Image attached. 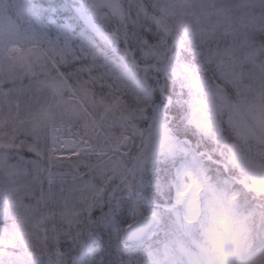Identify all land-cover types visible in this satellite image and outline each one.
I'll return each instance as SVG.
<instances>
[{
    "label": "snow or ice",
    "instance_id": "6c2138e0",
    "mask_svg": "<svg viewBox=\"0 0 264 264\" xmlns=\"http://www.w3.org/2000/svg\"><path fill=\"white\" fill-rule=\"evenodd\" d=\"M74 248L264 264V0H0V264Z\"/></svg>",
    "mask_w": 264,
    "mask_h": 264
},
{
    "label": "rangeland",
    "instance_id": "374dc122",
    "mask_svg": "<svg viewBox=\"0 0 264 264\" xmlns=\"http://www.w3.org/2000/svg\"><path fill=\"white\" fill-rule=\"evenodd\" d=\"M194 238L195 240L197 241H200L201 243L203 242V235L197 230L195 233H194ZM165 239V236H164V233L161 232L157 237H154L151 241H150V244L154 242L155 246L157 247V249L161 248V245H162V242L163 240ZM191 247V250L193 253H198L199 252V249L194 245V244H191L189 245ZM151 247L154 249V245L151 244ZM155 250V249H154ZM72 251L75 253V257H79L80 259L82 260H86V257H84L78 249H72ZM73 254H69L65 257V260H66V264H71V261H72V257Z\"/></svg>",
    "mask_w": 264,
    "mask_h": 264
},
{
    "label": "trees",
    "instance_id": "16d2710c",
    "mask_svg": "<svg viewBox=\"0 0 264 264\" xmlns=\"http://www.w3.org/2000/svg\"><path fill=\"white\" fill-rule=\"evenodd\" d=\"M151 244H153L154 245V249H157V247L155 246V244H154V242L153 243H151ZM66 251L70 254H73V256L72 257H74L75 256V253L72 251V249H66Z\"/></svg>",
    "mask_w": 264,
    "mask_h": 264
}]
</instances>
